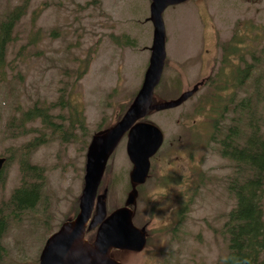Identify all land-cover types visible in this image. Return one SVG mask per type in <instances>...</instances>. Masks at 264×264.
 Returning a JSON list of instances; mask_svg holds the SVG:
<instances>
[{"label":"rangeland","instance_id":"obj_1","mask_svg":"<svg viewBox=\"0 0 264 264\" xmlns=\"http://www.w3.org/2000/svg\"><path fill=\"white\" fill-rule=\"evenodd\" d=\"M24 1L0 0V22ZM27 1L0 69V157L8 159L0 177V264H39L47 238L74 216L91 138L112 126L140 89L153 39L151 0ZM164 18L167 60L154 102L199 90L146 117L165 134L133 217L146 227L148 244L112 254L123 264H218L229 251L223 227L236 204L228 189L234 165L211 140L217 114L206 118L199 102L216 94L235 103L251 98L264 135V0H188ZM228 55L232 63L225 64ZM246 65L251 77L233 86L236 69ZM36 107L59 125L27 119ZM69 128L76 138L63 137ZM127 139L104 180L109 212L124 205L131 186ZM25 161L37 166L30 184L41 186L36 204L17 210L11 197L22 186Z\"/></svg>","mask_w":264,"mask_h":264},{"label":"water","instance_id":"obj_2","mask_svg":"<svg viewBox=\"0 0 264 264\" xmlns=\"http://www.w3.org/2000/svg\"><path fill=\"white\" fill-rule=\"evenodd\" d=\"M186 0H152L151 21L154 25L152 55L141 89L124 116L112 127L95 134L88 148L85 186L80 199L78 216L63 224L47 241L40 264H122L111 255L113 248L141 251L147 239L145 228L133 223L138 197V184L146 182L150 172V158L161 147L164 136L154 124L137 122L149 110H163L180 105L192 91L178 99L153 102L154 91L160 83L166 61V28L163 19L165 9ZM128 132L127 152L134 168L131 172L132 189L126 203L107 214L106 191L98 195L106 166L124 135ZM3 159H0V168ZM97 201V202H96ZM96 204V213L89 229L98 226L94 243L85 240L88 222Z\"/></svg>","mask_w":264,"mask_h":264},{"label":"trees","instance_id":"obj_3","mask_svg":"<svg viewBox=\"0 0 264 264\" xmlns=\"http://www.w3.org/2000/svg\"><path fill=\"white\" fill-rule=\"evenodd\" d=\"M28 3L26 0L17 5L0 22V68L6 62L8 46L17 24L26 14ZM225 61L228 62V58ZM240 67L235 71L233 86H243L252 75V65ZM228 87L226 82L222 90ZM228 97L216 94L200 100V110L206 118L211 119L217 114L211 138L218 142L222 156L234 165L228 189L236 198V204L228 213L223 227L225 235L229 236V251L218 264H264V135L260 116L251 98L243 97L235 103L233 96ZM25 116L29 120L42 117L47 123L54 124L47 119L48 113L41 107L25 112ZM225 119H229L226 124ZM82 128L85 129V126L82 125ZM72 130H63V137L76 138ZM37 145L38 140L29 143V147ZM37 196L36 184L16 190L13 195L16 209L32 207Z\"/></svg>","mask_w":264,"mask_h":264}]
</instances>
